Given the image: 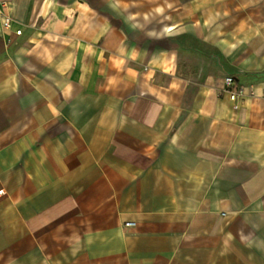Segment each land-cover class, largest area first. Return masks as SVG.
Instances as JSON below:
<instances>
[{
  "label": "crops",
  "instance_id": "crops-1",
  "mask_svg": "<svg viewBox=\"0 0 264 264\" xmlns=\"http://www.w3.org/2000/svg\"><path fill=\"white\" fill-rule=\"evenodd\" d=\"M0 1V264H264V0Z\"/></svg>",
  "mask_w": 264,
  "mask_h": 264
},
{
  "label": "built area",
  "instance_id": "built-area-1",
  "mask_svg": "<svg viewBox=\"0 0 264 264\" xmlns=\"http://www.w3.org/2000/svg\"><path fill=\"white\" fill-rule=\"evenodd\" d=\"M3 4H4V2L0 1V9H1V6ZM12 22H13V20H12V18L10 16H6L5 17L4 25H5L6 28L11 27ZM16 32L18 34H20L21 33V29H18ZM226 83L227 84H233V88L230 90V98H231V100L236 101L238 96L243 94V92H244L243 89L241 87L237 86L234 83V79L232 77H230V76L226 78ZM235 107H237V105H235ZM1 193H2V191H1ZM126 225H128V226L133 225V222H128Z\"/></svg>",
  "mask_w": 264,
  "mask_h": 264
}]
</instances>
